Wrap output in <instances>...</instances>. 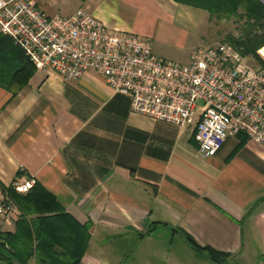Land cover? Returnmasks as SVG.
<instances>
[{"label": "crops", "instance_id": "obj_1", "mask_svg": "<svg viewBox=\"0 0 264 264\" xmlns=\"http://www.w3.org/2000/svg\"><path fill=\"white\" fill-rule=\"evenodd\" d=\"M32 1L48 16L73 3ZM75 3L65 16L83 8L152 41L163 23L198 19L188 21L166 0ZM153 51L165 57L154 42ZM0 81V187L39 183L78 222L91 224L80 264H216L209 249L228 255L219 264H264L263 144L238 133L202 157L194 124L134 112L131 98L92 70L66 80L29 67L10 84L0 66ZM21 215L18 207L1 228L14 231ZM183 244L194 258H182Z\"/></svg>", "mask_w": 264, "mask_h": 264}, {"label": "built area", "instance_id": "obj_2", "mask_svg": "<svg viewBox=\"0 0 264 264\" xmlns=\"http://www.w3.org/2000/svg\"><path fill=\"white\" fill-rule=\"evenodd\" d=\"M0 34L11 36L35 68L66 80L95 71L132 110L187 127L202 157L238 133L264 145V66L245 62L228 42L201 46L187 64L157 56L150 37L112 29L83 8L48 16L32 0H0ZM257 54L264 62V45ZM27 193L31 180L13 183ZM17 205L0 189V222Z\"/></svg>", "mask_w": 264, "mask_h": 264}, {"label": "trees", "instance_id": "obj_3", "mask_svg": "<svg viewBox=\"0 0 264 264\" xmlns=\"http://www.w3.org/2000/svg\"><path fill=\"white\" fill-rule=\"evenodd\" d=\"M207 10L220 18L237 16L243 9L247 25L241 38L227 40L244 55L258 56L264 45V0H174ZM13 57H10V56ZM15 60V62L13 61ZM262 66L264 62L261 60ZM0 66L12 83L25 75L27 68L35 67L24 50L8 35L0 34ZM27 76V75H26ZM3 84V81H0ZM9 86V85H8ZM21 209L22 215L14 231L0 226V264H80L90 238L91 224H82L69 214L61 203L42 185L36 183L27 193H19L13 185L0 187ZM186 239L195 247L192 237ZM216 264L223 263L228 255L207 250Z\"/></svg>", "mask_w": 264, "mask_h": 264}, {"label": "rangeland", "instance_id": "obj_4", "mask_svg": "<svg viewBox=\"0 0 264 264\" xmlns=\"http://www.w3.org/2000/svg\"><path fill=\"white\" fill-rule=\"evenodd\" d=\"M166 1L171 2L176 9L182 11L188 21L191 20L193 15L198 18L197 23L193 24L190 22L181 26L179 21L182 18L178 17L176 22H166L160 25L155 33L153 42L155 46L161 49L165 54V57H159L179 64H186L190 54L198 47L211 46L226 42L230 39L241 38L243 29L246 28L247 25V16L243 9L239 10L237 16L233 15L228 19L220 18L217 15H211L207 10L202 8H196L174 0ZM68 2H71V0ZM76 4L75 0H73L70 6L63 8L59 13L66 15ZM195 24H197V26H195ZM176 27L182 29L184 33L182 37H179V34L176 33ZM236 50L241 58L249 65L253 67L262 66V62L257 56L253 54L247 56L242 54V48H236ZM188 249L189 248L183 244L181 248L183 259H187L188 255L189 258L195 257L196 254ZM189 251H191V255ZM197 257L198 261H203L204 259L202 254H198Z\"/></svg>", "mask_w": 264, "mask_h": 264}]
</instances>
